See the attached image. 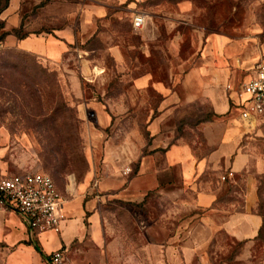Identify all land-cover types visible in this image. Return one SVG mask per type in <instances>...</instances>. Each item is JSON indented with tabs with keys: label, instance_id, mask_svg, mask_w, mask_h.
Returning <instances> with one entry per match:
<instances>
[{
	"label": "rangeland",
	"instance_id": "1",
	"mask_svg": "<svg viewBox=\"0 0 264 264\" xmlns=\"http://www.w3.org/2000/svg\"><path fill=\"white\" fill-rule=\"evenodd\" d=\"M0 22V178L50 174L120 264H264V123L235 103L264 0H10Z\"/></svg>",
	"mask_w": 264,
	"mask_h": 264
},
{
	"label": "crops",
	"instance_id": "2",
	"mask_svg": "<svg viewBox=\"0 0 264 264\" xmlns=\"http://www.w3.org/2000/svg\"><path fill=\"white\" fill-rule=\"evenodd\" d=\"M9 210L0 211V264H52L51 255L59 249L64 251V264L121 263L119 239L108 238L97 213L88 207L80 210L68 205V219L61 233L36 236L30 234L18 211ZM177 237H180L179 232ZM176 240V237L168 236L160 244L167 260H174L170 254L176 248L173 244Z\"/></svg>",
	"mask_w": 264,
	"mask_h": 264
},
{
	"label": "built area",
	"instance_id": "3",
	"mask_svg": "<svg viewBox=\"0 0 264 264\" xmlns=\"http://www.w3.org/2000/svg\"><path fill=\"white\" fill-rule=\"evenodd\" d=\"M145 17H135L141 27ZM231 85H228L230 88ZM235 103L240 118L248 124L264 123V62L256 63L241 82ZM66 200L53 177L45 172L30 171L0 178V206L18 211L32 236L62 232L68 219ZM64 251L52 253V264H62Z\"/></svg>",
	"mask_w": 264,
	"mask_h": 264
},
{
	"label": "trees",
	"instance_id": "4",
	"mask_svg": "<svg viewBox=\"0 0 264 264\" xmlns=\"http://www.w3.org/2000/svg\"><path fill=\"white\" fill-rule=\"evenodd\" d=\"M9 5V0H0V11L7 8ZM3 24L0 22V39L6 36L5 32H1V29L3 28ZM15 34L19 36L20 38H24L25 36H22L19 34L18 30H15Z\"/></svg>",
	"mask_w": 264,
	"mask_h": 264
}]
</instances>
